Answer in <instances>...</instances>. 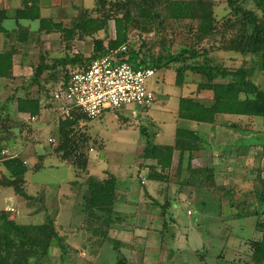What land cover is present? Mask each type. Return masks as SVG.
<instances>
[{
	"label": "rangeland",
	"instance_id": "rangeland-1",
	"mask_svg": "<svg viewBox=\"0 0 264 264\" xmlns=\"http://www.w3.org/2000/svg\"><path fill=\"white\" fill-rule=\"evenodd\" d=\"M215 1L218 4L215 15L220 18L228 13L227 1ZM251 4L248 1L246 6ZM88 5H92L91 1ZM144 27L148 29L145 31ZM193 27L188 21L175 23L162 16L159 24L145 23L137 31L129 32L128 47L141 49L142 55L152 57L158 53L163 55L166 49L175 54L192 41ZM97 36L105 40L114 38L113 22L109 21L107 35L100 32ZM216 55L227 68L254 65L252 57L226 52ZM24 72L29 76V69ZM22 74L9 86L14 87L4 90V97L22 83ZM198 81V75L187 73L183 84L176 86L173 71L158 70L147 80L148 89L156 94V100L150 105H127L108 110L97 118L81 121L74 130L76 138L81 134L88 137L87 170L77 171L81 177L84 175V183L88 179H104L108 174L117 179L119 196L115 212L121 219L113 222L115 229L110 231V236L123 244L119 252L124 264H251L250 243L262 238L254 229L256 218L237 217L240 206L230 203L227 191L234 193L233 201L245 202L246 210L257 207L255 196L262 188L256 178L259 175L264 179V119L221 114L214 125L177 120L180 96L202 101L211 98L209 92L197 90ZM254 82L264 87V72L256 71ZM18 92L22 93L21 90ZM11 111L12 119L6 122L8 126H14L20 120L13 107ZM49 117L50 112L45 111L30 125L29 134L22 129V135L17 137L18 129L11 131L16 141L10 152L24 156L29 166L25 174L27 193L35 195L43 191L46 195L42 202L31 201L29 213L45 204L47 215L55 220L64 244L75 253L71 256V264H87L92 260L94 264H115V252L105 245L100 248L98 257L90 256L88 252L96 238H91L81 225V202L85 191L73 200L74 193L68 184L73 180L80 182V177L77 175L76 178V170L61 162L54 152L58 140L56 126L48 123ZM177 126L200 133L202 150L192 153L190 164L201 170L213 168L214 183L210 189L202 184L206 173L198 176L200 181L188 173L187 155L181 172L176 173L177 153H173L170 183L157 185L146 180L145 175L155 162L141 160L139 153L147 142L163 146L172 144ZM2 136L7 134L0 129ZM51 138L53 141L49 142ZM185 180H188L187 186L179 184ZM5 190L0 195V208L12 205L18 212L24 211V199L15 195L11 188ZM162 206H165L164 210ZM32 213L26 220L19 221L29 224L45 221L43 212ZM11 215L16 219L12 212L10 218ZM49 255V259L42 260L41 264L61 263L56 245L50 246Z\"/></svg>",
	"mask_w": 264,
	"mask_h": 264
},
{
	"label": "trees",
	"instance_id": "trees-1",
	"mask_svg": "<svg viewBox=\"0 0 264 264\" xmlns=\"http://www.w3.org/2000/svg\"><path fill=\"white\" fill-rule=\"evenodd\" d=\"M226 1L228 13L220 18L215 15L218 5L215 0H94L91 9H82L79 16L69 23L52 22L42 17L39 32H60L62 41L65 42V52L52 54L43 49L42 42L37 39L40 46L38 62L33 65L31 76L21 79L22 83L24 81L28 84L17 86L19 88H14L12 94L0 102V129L7 134L0 137V189L11 188L15 195L24 199L27 208L31 206L32 200L42 202L46 198L43 191L35 195L27 193V161L19 153L10 152L16 141L12 129H18L17 137L22 135V129L29 134L32 130L30 125L37 122L45 111L51 114L48 123L56 126L58 143L54 152L58 154V158L76 170V178L78 170H87L88 137L81 134L80 138H76L74 130L81 121L86 122L89 118L77 108L72 109L68 116L58 114L50 102L52 89L55 86L66 87L72 73L86 70L93 60L108 55L122 45H125L126 50L119 57L133 67H150L155 71L171 70L175 74L176 86L183 84L187 73L195 74L199 76L197 90L211 92L208 101L180 96L176 110L177 120L214 125L216 117L221 114L264 119V87L254 82L256 71L264 72V0ZM248 1L252 4L247 7ZM22 11L18 16H25L30 20L39 18L38 7L34 3ZM162 16L175 23L188 21L190 26H194L192 41L175 54L166 49L163 55L158 53L156 57L142 55L141 49L135 50L130 45L128 47L129 32L137 31L145 23L159 24ZM109 21L114 24L115 36L105 40L97 34L105 32L107 35ZM143 29L146 31L148 28ZM75 39L91 41L92 51L88 56L68 53ZM219 52L252 57L254 65L227 68L216 59ZM13 55L0 53V78L11 79ZM33 87L35 89L31 90ZM19 90L22 94H19ZM13 102L15 113H27L35 120H19L14 124L15 127L8 126L6 122L12 119L10 110ZM202 142L197 130L180 126L175 128L173 143L170 145L147 142L139 153L140 159L153 160L155 164L146 173V180L157 185L170 183L173 153H177L176 173L181 172L187 155L188 173L196 181L199 180V175L206 173L202 184L210 189L214 183L213 168L210 166L201 170L190 164L192 153L202 150ZM3 150L7 151L6 155H1ZM141 165L140 168H143ZM79 177L80 182L73 180L68 186L74 193L73 200L80 198V193L85 191L81 202V225L90 233L91 238H96L90 244V256L98 257L100 248L105 245L115 252V264H124L119 252L123 244L110 236V231L115 229L113 222L121 219L115 212L119 196L116 177L108 174L104 179H88L86 183L84 175ZM256 179L262 189L256 193L258 204L252 211L246 210L245 202L233 201L232 191H227V196L232 205L240 206L237 210L238 218H256L254 229L261 233L262 238L250 243V262L264 264V179L259 175ZM187 182L185 180L179 184L187 186ZM164 207L162 206L163 210ZM40 211L44 213L45 221L29 224L19 223L12 215L10 218L9 213L13 211L0 210V264H41L42 260L49 259L51 245H56L60 252V264H71V256L75 253L64 244V238L57 232L55 220L47 215L45 204L37 207L32 214ZM87 264H94V261Z\"/></svg>",
	"mask_w": 264,
	"mask_h": 264
},
{
	"label": "crops",
	"instance_id": "crops-1",
	"mask_svg": "<svg viewBox=\"0 0 264 264\" xmlns=\"http://www.w3.org/2000/svg\"><path fill=\"white\" fill-rule=\"evenodd\" d=\"M88 1H91V6H87ZM33 3L38 7V19L30 20L28 17L18 16L19 12H23L22 10L29 8ZM93 6L94 0H0V53L14 54L11 79L0 78V102L5 101L12 94L14 88L9 91L6 97L3 96L5 89L8 90L14 87L9 86L18 80L17 76L21 75L22 72L24 73L22 74V78L26 79L31 76L32 67L38 62L40 46L37 44V39L39 42H42V48L50 51L52 54H62V52H65V42L62 41L60 32H39L41 18H48L52 22L63 21L64 23H69L79 16L82 9H91ZM27 12L29 14V10ZM91 51L92 43L90 40L75 39L72 41L68 53L70 55L82 53L88 56ZM28 69L31 74L29 72V76H26L24 71ZM21 84L25 86L28 82H20L18 86ZM207 92L211 95L210 91ZM19 94L22 93L19 92ZM14 105L13 102L11 106L13 109ZM16 115L20 120L25 122L27 113H16ZM5 191V189H0V195ZM10 197L12 198L11 195ZM10 208H13L12 213H14L19 223H22L19 220H26L29 214L32 213H29L27 207L24 211L18 212L12 205L1 207L0 210L9 211Z\"/></svg>",
	"mask_w": 264,
	"mask_h": 264
},
{
	"label": "built area",
	"instance_id": "built-area-1",
	"mask_svg": "<svg viewBox=\"0 0 264 264\" xmlns=\"http://www.w3.org/2000/svg\"><path fill=\"white\" fill-rule=\"evenodd\" d=\"M125 50V45L112 50L93 60L86 70L72 73L66 87L55 86L50 102L57 113L68 116L77 108L87 118L94 119L107 110L127 105L146 107L154 102L156 94L148 89L147 80L156 71L150 67L135 68L122 61L119 55ZM25 120L34 121L35 118L27 114ZM6 154V150L1 151V155Z\"/></svg>",
	"mask_w": 264,
	"mask_h": 264
}]
</instances>
